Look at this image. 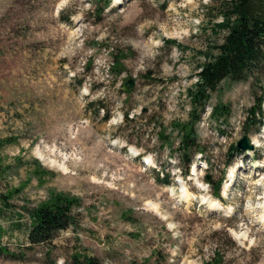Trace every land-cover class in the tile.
<instances>
[{"label":"rangeland","instance_id":"obj_1","mask_svg":"<svg viewBox=\"0 0 264 264\" xmlns=\"http://www.w3.org/2000/svg\"><path fill=\"white\" fill-rule=\"evenodd\" d=\"M219 3L0 0V264H264V68L187 94ZM56 193L74 224L30 245Z\"/></svg>","mask_w":264,"mask_h":264},{"label":"trees","instance_id":"obj_2","mask_svg":"<svg viewBox=\"0 0 264 264\" xmlns=\"http://www.w3.org/2000/svg\"><path fill=\"white\" fill-rule=\"evenodd\" d=\"M215 17L220 22L215 28L222 35L221 43L215 46L217 53L204 54V61L198 67L197 82L187 94L193 105L203 106L209 93L214 92L219 84L246 81L248 78L257 80L255 75H262L264 68V0H220ZM99 109L104 113L105 107L97 102ZM214 112H212V115ZM257 114H261L258 106ZM108 115H104L106 120ZM127 119V115H125ZM190 134L182 137V148L185 150ZM231 151H238L236 146ZM190 165V159H185ZM187 165V166H189ZM188 171L184 175H187ZM163 186L170 185L167 178L158 179ZM219 186L214 189V195L219 197ZM79 205L75 197L63 193L50 196L48 201L32 209L29 214V229L26 239L30 245L47 244L53 240L55 234L69 229L74 224L75 207ZM5 230L0 226V239ZM1 252L7 253L0 248ZM76 264H93L91 258L74 255ZM216 259L204 264H217Z\"/></svg>","mask_w":264,"mask_h":264},{"label":"water","instance_id":"obj_3","mask_svg":"<svg viewBox=\"0 0 264 264\" xmlns=\"http://www.w3.org/2000/svg\"><path fill=\"white\" fill-rule=\"evenodd\" d=\"M124 86L127 89H132L133 84L132 81H126L124 83ZM236 148L238 151L245 152V151H252L253 150V145L252 143L248 140L247 136L241 137V139L237 142ZM209 180V178H207Z\"/></svg>","mask_w":264,"mask_h":264},{"label":"bare ground","instance_id":"obj_4","mask_svg":"<svg viewBox=\"0 0 264 264\" xmlns=\"http://www.w3.org/2000/svg\"><path fill=\"white\" fill-rule=\"evenodd\" d=\"M257 143H258V142H256L255 145H256ZM252 145H253V143H252ZM253 146H254V145H253ZM225 192H226V188H225V190H224V193H225ZM216 205H217V204H216Z\"/></svg>","mask_w":264,"mask_h":264}]
</instances>
